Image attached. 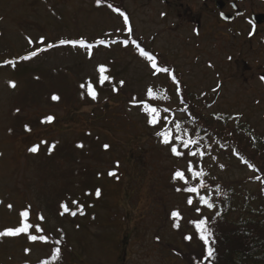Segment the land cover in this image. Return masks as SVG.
Wrapping results in <instances>:
<instances>
[{
  "label": "rangeland",
  "instance_id": "rangeland-1",
  "mask_svg": "<svg viewBox=\"0 0 264 264\" xmlns=\"http://www.w3.org/2000/svg\"><path fill=\"white\" fill-rule=\"evenodd\" d=\"M108 1L0 0V62L19 60L30 51L43 53L47 50L46 44H56L53 51L28 64L36 73L31 75L27 88L19 77L8 70H0V188L8 186L12 192L6 205L0 206V232L22 226L25 218L20 213L24 211L30 214L25 222L33 226L39 210L51 218V226H55L61 219L57 220L49 211L61 197L69 191L77 197L83 195L84 190L91 192L79 186L78 180L83 184L85 176L94 174L95 177L101 168L115 169L111 179L107 175L96 178L94 184L106 195L105 208L97 212L98 223L88 230L82 229V235L89 233V243L70 242L71 250H65V263L117 264L119 255V259L124 256L120 264H199L200 260L193 258L199 255H192L198 251L194 245L198 242L187 223L201 219L208 209L200 200L189 205L184 201L185 188L177 191L172 186L178 185L177 171L189 172V161L194 170L206 168L192 157L172 155L170 146L162 143L163 138L157 135L166 123L149 125L144 107L150 108L144 100L149 88L158 95L165 87V103L156 102L155 106L175 112L176 119L160 110L156 116H164L166 122L172 121L168 130L175 140L178 126L175 123L182 114L170 81L165 75H153L149 64L138 60L133 52L121 49V44L112 45L110 52L102 47L88 52L61 47L58 43L86 39V43L91 44L96 37L105 39L107 35L127 39V24L120 11L126 13L133 37L147 43L150 50L158 51L163 65L176 66L195 99L205 100L208 95L213 98V106L205 116L227 115L241 119L264 137V80L261 79L264 77V28L252 21V13L264 14V1L240 4L246 13L237 21L238 32L234 27L221 29V41H214L206 33L201 41H196L195 27L182 22L178 12H168L160 0H110L111 7ZM184 3L196 15L204 6L200 0ZM201 18L205 32L213 19L206 15ZM41 38L45 44L39 43ZM99 65L106 66L105 75L113 78L112 84L125 82L120 87L124 90L122 94L107 107L104 103L95 107L84 105L76 88L79 81H89L93 77L100 82ZM42 70L56 73L47 77L42 75ZM66 70L71 73L70 81L63 79ZM53 95L59 96V100L54 101ZM99 99L105 102L104 96ZM131 99L138 103L130 104ZM48 116L54 118L52 122H46ZM39 119L45 121L41 122L42 126L30 131L25 127L24 132L22 126L31 124L34 127ZM87 131L93 135L104 132L103 143L111 144V152L97 156V149L92 148L85 157L81 150L88 149L89 144L80 137ZM80 140L83 147L75 151L74 160L62 154L60 160L56 149ZM174 140L173 144L183 152V145ZM51 142L55 144L54 150L49 147ZM32 147H38V151L32 153ZM208 165L214 169L215 179L222 183L245 184L253 177L235 162L222 159ZM82 167H87V173H83ZM70 168L76 172L81 169L79 178H63ZM92 198L97 199L95 194ZM8 205H12L11 209ZM173 211L181 214L182 219L176 221L179 227H174L170 215ZM116 213L121 216L119 220L113 218ZM79 224L86 226L85 222ZM184 231L192 237L187 256L184 255L188 252ZM21 235L16 238L0 236V264H34L52 254L48 246L37 243L40 239L30 242ZM105 235L111 237L110 241L100 245L97 238H105ZM183 237L184 246L176 250L171 243L181 246ZM93 245L96 249L90 247ZM72 250L77 257H72Z\"/></svg>",
  "mask_w": 264,
  "mask_h": 264
},
{
  "label": "trees",
  "instance_id": "trees-1",
  "mask_svg": "<svg viewBox=\"0 0 264 264\" xmlns=\"http://www.w3.org/2000/svg\"><path fill=\"white\" fill-rule=\"evenodd\" d=\"M108 2L109 5H113L112 1L109 0ZM124 15L128 17V31L131 21L128 14L125 13ZM83 40L85 42L88 41L86 39ZM100 40L105 41V43L99 44ZM125 40H127V44L122 43ZM93 41L94 42H91V44L87 43L90 45L89 48L79 46L73 47L70 44L61 45L60 43H58V46H69L74 49H78L81 51L86 50L88 52H92L93 48L95 49L97 47H102L110 52L112 50V45L121 44V49H126L133 52L138 60L146 62L151 66L152 62L148 60L147 56L141 55V49H143L148 55H151L155 58L157 67L163 66L169 69V72H160V74L165 75L170 81V86L173 88V93H175V97L178 98V103L181 104L179 113L182 114L177 123H175L178 125L175 133L179 138V141H176V139L173 140L176 143L187 140L193 141L194 146L190 149H184V154L182 155V157H192L195 161H197L202 166H205L206 168V170H195L196 172L203 171L205 173L202 178H193L191 172L186 173L181 171L184 174L185 180L182 181L177 178L176 182L180 186L174 184L172 187L176 189L195 187L199 190L197 193H189L186 191V194H184V201H187V198H191L194 202L196 200H200V197H205L207 200L213 203V208H207V213L201 217V219H208V226L213 233L210 238L209 245H205L204 242L199 239V234L195 230V221L187 223L194 233V239L198 242V244H194L195 247H197L196 249L198 251H195V254L192 255L199 256L193 258H195L196 260H200L199 264H264V137L258 135L256 130L252 126H250L249 123L240 121L241 119L235 120L232 116L227 115L211 114L208 115L209 117L205 116L204 113L213 105V98L208 97V95L206 96L205 100L200 99L199 101L195 99L194 97L196 96L188 91L187 85L182 80L183 76L177 70L176 66L163 65L160 53H158V51L156 50H150L149 46H147V43L143 42L139 38H134L131 33H129L127 39L110 37V35H107L105 39L96 37ZM137 44L140 47H137ZM54 47L47 49L43 53L37 50L36 52L38 53V55L31 57L30 59H13L12 61H15L14 65L12 63H8L9 60L0 62V70H8L16 77H19L21 81L26 85L25 88H27V83L30 82V77H32L31 75H35L36 73L31 71L30 65L28 66V64H32V61L38 57H41L42 54L43 56H45L49 51H53ZM32 52L33 51H30L26 56H31ZM40 72H37V75H40ZM54 73H56V71H54ZM54 73L49 74L48 71L42 70V75L47 77L53 76ZM64 74L65 76L64 78H62L70 81L71 73L66 70ZM160 74L157 73V75ZM173 76L176 78L175 80H173ZM89 80L92 82L93 88L98 93V95L96 100H92L87 92V81H79V86L76 85V88L78 89L77 92H79V98L81 102H85L84 105L88 104L95 107L97 105L101 106V104L104 103L105 107H107L113 100L117 99V97L122 94V91H124L116 82H114L113 84L111 82L112 85H110L107 81H105L104 84L101 85L100 82H98V79H94V77L90 78ZM176 81H178L179 83H177ZM82 83L85 84V87L83 89L80 87ZM113 85L116 86V88L118 89L117 91L112 90ZM164 89L165 87L162 88V91L158 95L153 92L152 98H149L147 96L144 97L146 98L144 100L149 102L150 104H156V102L158 101H160L161 103H165L163 100L165 99V92H163L165 91ZM102 96L105 97V102L99 99ZM135 101L138 103L137 100ZM152 107H155L157 111L160 110L164 115L169 114L170 118L172 117V119H176L175 112L165 111L168 108L163 107L158 109V107L156 106H151V108ZM158 119H160L161 125H164L166 123L163 126L162 131L170 129V124L172 121L168 120L166 122L164 116H158ZM42 121L43 120L39 119V121L35 123L34 127L29 124L28 128L30 130L38 128L44 124L41 123ZM229 126H231L232 129H228ZM22 127H24L25 132V126ZM172 129H174V126ZM170 131L171 130H168L167 132ZM103 136L104 132L96 133L95 135H93L90 131H87L80 137L84 142L89 144L88 149L81 150L82 152H85V157H87L88 151L92 148L97 149V156H103L111 152L112 146L110 143H103ZM78 144H82L81 140L75 143L69 142L66 146H60L56 149L58 152V157H60V154H62L66 158L68 157L70 160H74L75 151H80L77 146ZM104 145H108L109 147L105 149ZM49 147L51 150H54L55 144L53 143ZM50 149L49 151H51ZM192 151H195L197 153L203 152L204 155L202 157L200 155L192 156L189 154V152ZM27 158L29 160V157ZM222 159L225 161L227 160V162L229 161L232 163H237L241 170H247L249 173H252L253 177L249 179L245 184H243L244 182L237 181L233 183H222L218 179H215L213 175L214 169L212 170L210 167L211 165L206 166V164H212L215 160ZM60 160H62L61 157ZM81 169L83 173H87V167H82ZM80 170L76 172L74 168H70L68 169V171L64 172L63 178L68 177L70 178V180L79 178ZM110 172L114 173L115 169L109 171L107 169L101 168V171H98L95 177L94 174L88 175V177L85 176L83 178V184L81 182L79 183L78 180L77 184L79 186L81 185L87 190L90 189L92 193L84 190L83 195H79L77 197V195L69 191L57 201V204H54V206L52 207V211H49L47 209L57 220L61 219L59 220L58 224H55V226H51V218L44 216L41 210L37 212L38 218L35 219L33 228L30 229L27 234L22 233L21 236L29 240L28 236L33 235V233L35 232L36 235L40 234L41 236L46 237V242L45 240H41L37 243L48 246L49 250L52 251V254L34 264H45V262H47V264H66L64 260L65 250H71V241L75 240V243L76 241L78 243H89V241H87V238H90L89 233L85 232V235H82V229L86 230L87 228H89V226H93V224H95L96 222L98 223L99 218L97 212L100 209H104L106 205L103 200L106 196L104 195V191L99 186L96 187L94 183H96V178H104L106 177V175L111 179L112 175H109ZM185 181L187 182L185 183ZM201 184H203V187H201ZM97 189L100 190V196L96 197L97 199H93L92 195L95 194ZM0 191L2 192V195L0 196V206L6 205L8 197H12V192L9 190L8 186L0 188ZM73 201H77L78 203L73 204ZM62 203L68 204L70 210L76 211L77 215L75 217H73L70 213L61 215L62 209L60 206ZM81 206L83 207L84 211L83 215H81L79 212ZM29 216L26 219H29ZM40 216H43V220L39 219ZM113 218L119 220L118 218H121V216L117 215L116 213L114 214ZM79 222H85L86 226L79 224ZM36 225L40 226V228L42 229L41 232L35 231ZM1 226L2 223L0 224V227ZM66 226H68V228H66ZM183 234L184 237L188 236L186 235V231H184ZM103 237L105 238H97V241L100 242V245L107 244L110 241V239L108 238H111L107 237V235ZM184 237L181 238V246H178L176 244L173 245V243H171V245L174 246L176 250H180L183 245ZM57 241H59V243H57ZM213 241L214 243H212ZM184 242L186 243V250L188 251L184 252V255L187 256L190 251L188 246L192 241L189 239H184ZM209 246H211L214 250V255L212 257H208L207 255V249ZM90 247L95 248V245ZM108 248L109 250L111 249V247ZM56 249H60L59 256L56 255ZM72 252L74 254L73 250ZM77 256V253H75L72 257ZM117 259L118 263L120 264L124 259V256H121V258L119 259V255H117Z\"/></svg>",
  "mask_w": 264,
  "mask_h": 264
},
{
  "label": "snow or ice",
  "instance_id": "snow-or-ice-1",
  "mask_svg": "<svg viewBox=\"0 0 264 264\" xmlns=\"http://www.w3.org/2000/svg\"><path fill=\"white\" fill-rule=\"evenodd\" d=\"M109 7H111V5H109ZM114 10H116V9H114ZM120 15L124 17V23L128 24V17L125 16L123 12H121ZM131 31H132L131 28H128V32L131 33ZM29 43L32 44L33 42L31 40H29ZM39 43L40 44H45L44 39L41 38L39 40ZM104 43H105V41H103V40L99 41V44H104ZM122 43L127 44V40L123 41ZM60 44L61 45L70 44L73 47H77V46L84 47V48H89L90 47V45L87 44L83 39H80L79 41H76V40H67V41L66 40H61ZM54 46L55 45H53V44H46L45 48L50 49V48H52ZM137 47H140V46L137 44ZM36 55H38V53L36 51H33L31 53V56H26V57H23L22 59H30L31 57H34ZM141 55L147 56L148 60L152 62L151 63V68L154 69L153 75H155L157 73H160V72H164V73L169 72V69L167 67H163V66L157 67V64L155 62V58L153 56H151V55H148L143 49H141ZM8 63H12L14 65L15 61H9ZM107 71H108V69L106 68V66H104V65H99L98 66V72L100 73L99 81H100L101 85H103L105 81H108V82L111 83L112 80H113L112 77H110L108 75H105V73ZM175 79L176 78L173 76V80H175ZM261 79L264 80V77H261ZM176 82L179 83L178 81H176ZM86 83H87L88 95L91 97L92 100H96L98 93L94 90L92 82L89 80ZM124 83H125L124 81H120L119 82V86L123 87ZM12 86L15 87L14 84ZM80 87L83 89L85 87V84L82 83L80 85ZM112 90L113 91H117L118 89L116 88L115 85H113V89ZM147 94H148L149 98H152L153 92H152L151 88L148 89ZM82 98H83V93H82ZM52 99L54 101L59 100V96L53 95ZM165 99H167V97H165ZM130 104L136 105L137 102L135 100H130ZM144 107H145V109H147L148 116H149V118L147 119V123L149 125L155 127L158 123H160L159 119L156 116L157 109L155 107L148 108L147 105H144ZM165 111H167V109ZM53 119L54 118L52 116H48V117H46V122H52ZM42 122H45V121H42ZM25 127H26V130L30 131V129L28 128L27 125ZM157 135L163 138L162 139V143H164L165 145H169L170 146V151H171L172 155L179 157V156H182L184 154L182 151H180L178 149L177 145L173 144V137H172L171 133H169L167 131H158ZM176 139L178 140L179 138L176 137ZM180 143L183 145L184 149H190V148H192L194 146V142L191 141V140L180 141ZM77 146L78 147H83L82 144H78ZM108 147H109L108 145H104L105 149H107ZM30 151L33 152V153H36L38 151V147H32V148H30ZM189 154L192 155V156L200 155L201 157L204 155L203 152L197 153L195 151L189 152ZM188 171L191 172L193 178H198V177L202 178L205 175V173L203 171L196 172L194 170V168H193V165H192L191 161H189ZM109 175H115V173L110 172ZM175 177L179 178L182 181L185 180L184 174L182 172H180V171H177L175 173ZM186 182L187 181H185V183ZM201 187H203V184H201ZM176 190L180 191L181 189L177 188ZM184 191H187L189 193H197L199 190L197 188H195V187H188V188L184 189ZM86 194H89V193H86ZM95 195H96V197L100 196V190L99 189L96 190ZM200 202H201V204L203 206L207 207L208 209H212L213 208V203L210 202L209 200H207L205 197H200ZM72 203L76 204L78 202L77 201H73ZM187 203L189 205H191L193 203L192 199L191 198H187ZM8 207L11 209L12 205H8ZM60 207L62 209L61 215L65 214V213H70L73 217H75L77 215V212L76 211H71L69 206H68V204H66V203H62ZM79 212H80L81 215L84 214L82 206L80 207ZM197 212L199 213V208L197 209ZM20 215H21L22 218H25V220H22V226L16 227L14 229H6V230L0 232V236L15 237V236H18V235H20L22 233H28L29 230L33 228L32 224L25 222L26 218L29 216V213L27 211H24V212L20 213ZM170 215H171V217L173 219L174 227H179V225L176 223V221L178 219L182 218L181 214L179 213V211H173V212H171ZM39 219L43 220V216H40ZM194 224H195V230L199 234V239L202 240L205 245H209L210 238L213 235V233L211 232V230H210V228L208 226L209 225L208 219H198L197 221L194 222ZM35 231L36 232H41L42 229L40 228L39 225H36L35 226ZM191 238H192L191 236H186L185 237V239H191ZM28 239L30 241H33V242L36 241L37 239L45 240V242H46V237H44V236L37 237V235H29ZM57 243H59V241H57ZM212 243H214V241ZM27 251H29V250H26V252ZM59 254H60V249H56V255L59 256ZM207 255H208V257H212L214 255V250H213V248L211 246H209L208 249H207ZM45 264H47V262H45Z\"/></svg>",
  "mask_w": 264,
  "mask_h": 264
},
{
  "label": "flooded vegetation",
  "instance_id": "flooded-vegetation-1",
  "mask_svg": "<svg viewBox=\"0 0 264 264\" xmlns=\"http://www.w3.org/2000/svg\"><path fill=\"white\" fill-rule=\"evenodd\" d=\"M186 0H160L162 6L170 13H177L182 22H186L190 26L195 27L196 41H201L203 34L206 33L212 36L214 41H221V29H230L234 27L235 32L238 26V19L245 15L246 11L241 9L240 4L251 2L253 0H200L203 2V7L198 15L193 13L189 5H185ZM255 13H252L254 16ZM201 15L209 16L213 19L211 25L204 26ZM264 28V24L259 26ZM213 32H215L213 35ZM249 35V33H248ZM246 41H254L251 38H243ZM264 44V40H263ZM230 59H234L230 56ZM190 69L188 70L189 74Z\"/></svg>",
  "mask_w": 264,
  "mask_h": 264
},
{
  "label": "water",
  "instance_id": "water-1",
  "mask_svg": "<svg viewBox=\"0 0 264 264\" xmlns=\"http://www.w3.org/2000/svg\"><path fill=\"white\" fill-rule=\"evenodd\" d=\"M253 21L257 25H262L264 23V15H257L253 17Z\"/></svg>",
  "mask_w": 264,
  "mask_h": 264
}]
</instances>
